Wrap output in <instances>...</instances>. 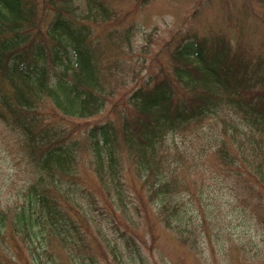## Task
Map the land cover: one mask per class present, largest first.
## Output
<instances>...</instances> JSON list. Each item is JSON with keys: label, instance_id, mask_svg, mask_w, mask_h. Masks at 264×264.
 Masks as SVG:
<instances>
[{"label": "trees", "instance_id": "obj_1", "mask_svg": "<svg viewBox=\"0 0 264 264\" xmlns=\"http://www.w3.org/2000/svg\"><path fill=\"white\" fill-rule=\"evenodd\" d=\"M249 1L240 19L255 13ZM111 13L104 0L84 9L75 0H0V122L16 137L24 172L14 199L0 203V264H146L162 230L196 249L182 194L196 195L206 225L210 206L191 185L205 176L170 160L165 140L212 115L222 121L213 179L263 195L264 51L177 29L161 45L166 59L145 53L146 72L125 83L132 65L106 53L128 44L131 26L118 35Z\"/></svg>", "mask_w": 264, "mask_h": 264}, {"label": "rangeland", "instance_id": "obj_2", "mask_svg": "<svg viewBox=\"0 0 264 264\" xmlns=\"http://www.w3.org/2000/svg\"><path fill=\"white\" fill-rule=\"evenodd\" d=\"M135 1L104 0L113 12L114 24L119 26L118 35H122L123 27L131 26L128 44L110 47L106 53L110 58L132 65L133 73L124 78L125 83H133L146 72L140 64L145 53H149L146 55L149 60L155 51L159 52L161 61L166 59L161 45L177 29L193 30L199 35L218 32L229 38L234 46L264 51L262 0L249 1V9L255 8V13L252 15L251 11H247L248 17L244 19H240L238 14L243 0H147L140 6L135 5ZM75 3L84 9L87 0H75ZM196 6L198 13L192 15ZM101 32L99 36L103 37L104 30ZM196 126L195 132L175 133L167 136L165 142L171 151L170 160L178 162L177 157L183 158L181 168L188 164L195 170L201 169L202 174H199L205 176L200 179L193 175L196 182L191 185L196 188L202 186L201 204L210 206L204 210V215L208 217L204 222L206 225L200 222L202 212L194 200L196 195L182 194L192 206L188 216L196 222L193 224L196 226V249L190 250L168 239L162 230L151 250L144 251L148 255L146 264H264V192L258 199L255 192L245 191V197L242 189L230 187V178L225 180L220 176L219 181H215L212 173L217 164L211 156L212 139L220 137L222 121L212 115ZM17 149L16 137L0 122V203L14 199L16 189L24 178ZM86 168L88 164L83 154L79 169ZM255 203L258 204L256 208L253 207ZM146 236L149 237L148 233ZM186 253H189V259ZM194 254L199 258H195ZM99 261V264H105L100 257Z\"/></svg>", "mask_w": 264, "mask_h": 264}]
</instances>
